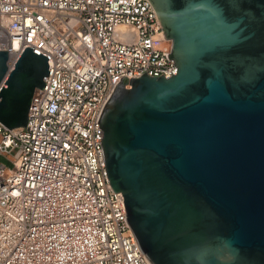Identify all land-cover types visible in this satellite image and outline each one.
Listing matches in <instances>:
<instances>
[{"label": "water", "instance_id": "obj_1", "mask_svg": "<svg viewBox=\"0 0 264 264\" xmlns=\"http://www.w3.org/2000/svg\"><path fill=\"white\" fill-rule=\"evenodd\" d=\"M178 74L123 77L100 119L111 185L153 264H264V0H150ZM0 122L24 126L48 74L28 48Z\"/></svg>", "mask_w": 264, "mask_h": 264}, {"label": "built area", "instance_id": "obj_2", "mask_svg": "<svg viewBox=\"0 0 264 264\" xmlns=\"http://www.w3.org/2000/svg\"><path fill=\"white\" fill-rule=\"evenodd\" d=\"M28 48L48 74L26 125L0 122V264H153L111 185L99 123L123 77L178 74L153 4L0 0L10 69Z\"/></svg>", "mask_w": 264, "mask_h": 264}, {"label": "bare ground", "instance_id": "obj_3", "mask_svg": "<svg viewBox=\"0 0 264 264\" xmlns=\"http://www.w3.org/2000/svg\"><path fill=\"white\" fill-rule=\"evenodd\" d=\"M11 57H12V55L10 54L9 60L13 58V57H12V58H11ZM9 68H10V67H9ZM13 68H14V67H13ZM13 68H12V69H13ZM12 69H9L7 74H9V73L11 72Z\"/></svg>", "mask_w": 264, "mask_h": 264}]
</instances>
